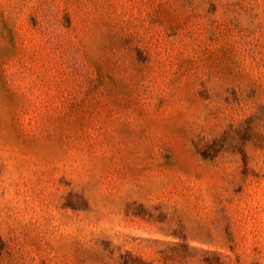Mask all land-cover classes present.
I'll return each mask as SVG.
<instances>
[{
	"label": "rangeland",
	"instance_id": "obj_1",
	"mask_svg": "<svg viewBox=\"0 0 264 264\" xmlns=\"http://www.w3.org/2000/svg\"><path fill=\"white\" fill-rule=\"evenodd\" d=\"M0 264H264V0H0Z\"/></svg>",
	"mask_w": 264,
	"mask_h": 264
}]
</instances>
